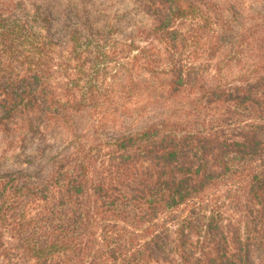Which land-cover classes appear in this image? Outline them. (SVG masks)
Masks as SVG:
<instances>
[{"label":"trees","instance_id":"16d2710c","mask_svg":"<svg viewBox=\"0 0 264 264\" xmlns=\"http://www.w3.org/2000/svg\"><path fill=\"white\" fill-rule=\"evenodd\" d=\"M140 2L165 8L146 37L159 39L168 62L165 66L146 63L169 74L166 91L180 94L191 84L198 106L220 101L219 93L231 82L216 74L214 80H206L205 65H195V55L204 45L213 52L225 46L217 35L211 43L210 31H216L211 16L196 0ZM30 14L31 18H25L24 13L0 6L3 117L22 113L32 128L31 117L39 124L58 123L71 148L85 131L74 124L76 114L89 105L101 111L98 100L108 73V48L104 35L82 22L89 34L73 40L66 57L76 61L74 73L67 72L65 82L56 86L52 81L63 73V63L54 62L56 42L49 24L46 28L42 24L48 16L38 7ZM74 29L83 33L80 26ZM227 50L226 57L239 56L238 51ZM259 68L264 72V65ZM257 86L254 93L242 88L243 97L234 105L248 102V109L227 126L206 119L161 116L88 146V152L70 159L66 168L51 162L55 170L45 183L26 180L19 185L9 171L0 172L3 264H250L251 243L264 247V139L246 133L250 126L264 133V79ZM228 131L243 132V140L227 136ZM105 147L110 149L101 152ZM29 155L32 163H41L37 171L43 172L50 163L43 161V155ZM257 159L252 167L263 172L248 178L257 224L247 223L243 229L221 223L228 216L209 198V190ZM25 192L39 194L23 201ZM62 206H66L63 213L56 211ZM7 234L12 239L8 242ZM43 237L46 242H39Z\"/></svg>","mask_w":264,"mask_h":264},{"label":"rangeland","instance_id":"374dc122","mask_svg":"<svg viewBox=\"0 0 264 264\" xmlns=\"http://www.w3.org/2000/svg\"><path fill=\"white\" fill-rule=\"evenodd\" d=\"M196 1L214 21L213 28L216 31H210L211 43L217 35L225 42V46L213 52L204 45L195 55V65H205L206 80H214L216 74V78L221 76L226 83L231 82L219 93L220 101H215L209 107L198 106L197 95L191 84H187L186 90L180 94H170L166 91L169 74L152 69L151 64L148 66L146 63L150 60L155 65L158 63L157 66H165L168 62L159 39L146 37V32L157 24L160 13L165 12L162 5L154 9L150 5L144 6L140 0H0V6H8L17 14L24 13L25 18H31L30 13L36 7L44 11V15L47 14L49 22L42 21V24L45 28L49 24L56 42L54 62L62 60L63 63V73L55 75L52 81L56 86L62 80L65 82L67 72L74 73L72 67L76 61H68L66 57L73 40L77 37L81 40L80 34H89L87 28L82 27V22L87 21L83 24L100 31L108 48V73L100 84L102 97L98 100L99 105H102L101 111L89 105L76 114L74 124L83 126L85 131L82 130L83 133L71 144V148L67 133L58 123L44 121L39 124L31 117L34 124L32 128L22 113L5 119L4 109L0 105V172L9 171L19 185L26 180L35 184L45 183L55 170L51 162L55 161L56 167L66 168L70 159L88 152V146L102 144L103 140L123 130H134L140 126V121H151L161 116L183 117L199 122L206 119L223 123L224 126L238 121L249 105L248 102L234 105L235 101H239L238 98L243 97L242 88L254 93L258 89L257 83L264 79V72L259 68L264 65V0ZM78 26L83 28V33L74 29ZM37 29L42 30L39 26ZM220 29L223 33H220ZM229 48L238 51L239 56L226 57ZM8 59L5 55L3 62L7 63ZM241 77L244 80H240ZM193 107L197 110L193 111ZM250 127L246 133L264 139L262 129L253 130ZM226 134L243 140L240 135L243 132L228 131ZM109 149L105 147L101 152ZM29 154H34L36 158L43 155V161L50 163L43 168V172L42 169L37 171L38 163H32ZM96 154L97 151L93 150L92 157L98 164L100 161ZM257 162L258 159L251 161L249 168H239L236 174L224 176L209 190V198L228 216L221 223L228 226L236 224L243 229L247 223L257 224L259 218L254 215L255 200L248 179L253 172H263V168L252 167ZM42 191L45 192V188ZM38 194L25 192L21 199L24 201L35 195L38 197ZM58 208L56 211L63 213L66 206ZM261 228L263 232L264 223ZM5 240H12L9 234ZM46 240L43 237L39 242ZM247 258L250 264H264V247L252 242ZM3 263L0 256V264Z\"/></svg>","mask_w":264,"mask_h":264}]
</instances>
